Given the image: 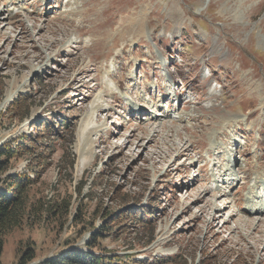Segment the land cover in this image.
<instances>
[{"label": "rangeland", "instance_id": "374dc122", "mask_svg": "<svg viewBox=\"0 0 264 264\" xmlns=\"http://www.w3.org/2000/svg\"><path fill=\"white\" fill-rule=\"evenodd\" d=\"M0 14V146L19 145L7 173L34 180L1 264L87 246L126 264H264V214L243 210L264 180V0H0Z\"/></svg>", "mask_w": 264, "mask_h": 264}, {"label": "trees", "instance_id": "16d2710c", "mask_svg": "<svg viewBox=\"0 0 264 264\" xmlns=\"http://www.w3.org/2000/svg\"><path fill=\"white\" fill-rule=\"evenodd\" d=\"M72 143V141H71ZM21 147L16 145L15 149L0 146V264L1 254L6 237L14 230L19 229L25 219L33 212L34 205L29 200V190L34 180L28 178L24 173H7L9 164L15 159L18 153H22ZM73 162L69 165L72 169ZM52 206L50 213L58 214V210ZM55 209V210H54ZM38 211V209H37ZM35 214V212H34ZM87 252H69L60 256L55 261L42 262L41 264H126L121 262L123 257L117 254L97 253L92 254L90 247ZM35 258L32 248H26L19 259L18 264H28Z\"/></svg>", "mask_w": 264, "mask_h": 264}, {"label": "bare ground", "instance_id": "6f19581e", "mask_svg": "<svg viewBox=\"0 0 264 264\" xmlns=\"http://www.w3.org/2000/svg\"><path fill=\"white\" fill-rule=\"evenodd\" d=\"M16 12L18 13V9H14V8L13 9H9L8 8L7 13H6V19L7 20H11L12 17H14L15 15H17ZM109 77H111L113 79V77H115V76L109 75ZM117 85L120 86L119 84H117ZM147 88H148L147 86H144V89H147ZM171 90H176V89L173 88ZM168 92H170V91H168ZM13 93L14 92H11V93L8 94V96L5 99V102L4 103H6L7 101L10 100L11 94H13ZM210 95H213V94H210ZM173 96H176L177 97V93L173 94ZM149 100H150L151 108L157 107V101H154L153 97L150 96L149 97ZM161 108H167V107L166 106H164V107L162 106ZM177 117H178V121L179 122H183L187 117H191V114L184 113V112H180ZM173 118H175V117H173ZM237 119L238 118H236V120ZM143 120H149V116H147ZM79 164H80V166L77 165V169H79V171H80L82 169L83 163L82 162H79ZM221 168L224 169L223 166ZM231 168L233 170L232 172L234 173L235 171L239 172V169L241 167H240V165H238V167L231 166ZM226 169H227V167H226ZM219 176H221V175H219ZM232 176H233V174L230 173V178L228 180H226L225 182H222V184H227V185L233 184L235 179L232 178ZM236 179L240 180L242 178L239 176V177H236ZM251 184H252L251 190L249 191V193L246 195V198H245V203H246V207L247 208H243V210H246L249 214H254V215L261 216V214H264V199H263L261 193L259 194L261 196H259L257 193L254 192V190L257 191L261 187H263L264 186V180H262L258 176H255V178L253 179V182Z\"/></svg>", "mask_w": 264, "mask_h": 264}]
</instances>
